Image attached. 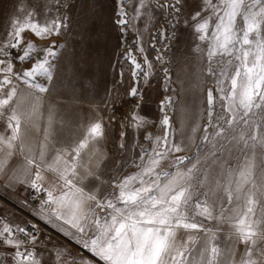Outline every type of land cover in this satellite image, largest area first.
I'll return each instance as SVG.
<instances>
[{"label": "snow or ice", "instance_id": "6c2138e0", "mask_svg": "<svg viewBox=\"0 0 264 264\" xmlns=\"http://www.w3.org/2000/svg\"><path fill=\"white\" fill-rule=\"evenodd\" d=\"M8 8L0 197L31 215L0 204V264H264V0H11ZM70 32L79 49L69 47ZM113 32L121 59H107L121 81L127 71L122 94L104 69ZM193 61L194 78L184 72ZM66 62L78 77L74 103L61 112L49 102L37 137ZM205 73L214 86L205 88ZM156 77L166 94L153 112ZM85 102L91 116L76 123L71 109ZM98 109L118 125L117 138ZM153 125L159 134L144 132Z\"/></svg>", "mask_w": 264, "mask_h": 264}, {"label": "rangeland", "instance_id": "374dc122", "mask_svg": "<svg viewBox=\"0 0 264 264\" xmlns=\"http://www.w3.org/2000/svg\"><path fill=\"white\" fill-rule=\"evenodd\" d=\"M10 3H11V0H0V30L3 29L4 22H5V16L9 10L8 6ZM105 9H106V14H107V12L110 11V7L106 4ZM191 39L192 38L190 36H187V35H185L183 37L181 43L178 45V48H179L181 53H183L184 50L188 47V45L191 42ZM128 40H129V43L132 42L131 35H129ZM68 41H69V47L70 48L75 46L77 49H79V47H80L79 35H76V34H73L70 32L69 37H68ZM145 47L148 49V53H149L150 58H154L155 51L151 48V45L148 41L145 42ZM101 50H102V52H105V50L103 48ZM118 51H122V49L118 48V40H117L116 34L113 32L110 39L107 41V44H106L104 69H105V72L107 74V80H108L109 86L114 88V89H118L119 92L122 94L124 92V89L129 84L127 71L125 73L124 81H121L119 74H118L119 73V65L116 64L115 67H112L111 65H109L108 59H107L108 56H110L113 63H115L117 60L121 59L117 55ZM69 60H71V58H69ZM66 64H67V67H66L61 79L57 82L56 88H55V92L59 93V95L48 96L46 94L45 98H46L48 103L53 102V101L55 102V100L69 102V103H64V106L69 107L71 104L74 103L70 93H71L74 86L77 88V90H79V86L76 83L78 77L75 75L74 65L71 62H66ZM184 72L187 75L194 78L197 75V73L199 72V65L195 61H193L191 64V67L185 68ZM176 74H177V69H173L174 77ZM209 86H214V85H212L210 80L207 78V74L205 73V88H207ZM148 90H149V93L152 97L151 110L153 112H155L156 111V101L160 98H163V96L166 94L165 89L163 88L162 77H156L155 79H153ZM214 95H218V94L214 93ZM126 98H130V97L122 96V99L126 100ZM180 99L187 100L188 103L190 104L192 102L193 97L191 94L185 95L182 93ZM56 102H59V101H56ZM216 107L218 109L219 104H217ZM88 109H89V106H88L87 102H85L81 107H79V111L82 114H84L86 119H88V117L91 116V112ZM100 109H103L102 104L100 105ZM100 109L97 110V114L104 117V123L107 127V130H108L109 139L111 140L113 138H117L118 137V131H119L118 125L116 124V122H111L107 119L109 113L106 110L101 111ZM205 120H206V117H205ZM86 122H87V120H86ZM173 122H174L175 127H177V128L180 127L178 118H174ZM148 131H152L155 134H159V130L156 128L155 125H153L151 128L146 127L144 129V132H148ZM141 139H142V137H141ZM233 163H235V161H233ZM130 170H134V168L130 169ZM0 204L6 205L8 212H14L16 214V216L20 217L21 219L29 218L31 215L28 212V210L27 211H26V209L21 210L20 206L17 205L14 200L5 199L3 197H0ZM0 212H4V209L0 208ZM198 219H199V217H198ZM37 222L43 224L42 221H37ZM204 223L209 227L214 226V222H212V221H206L205 220ZM44 227H45L46 231H48L49 234H51L52 232L55 231L50 226L45 225Z\"/></svg>", "mask_w": 264, "mask_h": 264}, {"label": "crops", "instance_id": "0c3cea01", "mask_svg": "<svg viewBox=\"0 0 264 264\" xmlns=\"http://www.w3.org/2000/svg\"><path fill=\"white\" fill-rule=\"evenodd\" d=\"M56 101H59V102H56ZM52 103H57L58 106H60L61 112H64L66 109L69 108L67 106H64V103H69V102L55 100V102L53 101ZM47 108H48V102H47V100L45 98V102H44V105H43L42 110H41L42 111V115L39 118V129L38 130H33V134L35 136H37V137H42L43 136V129H44L45 124L47 123ZM71 110L74 111L79 117V119L76 120V123H80L81 121L86 122L87 119L84 116V114H82L79 111V108H74V109H71ZM57 127H59V126L57 125ZM63 135H65V136L68 135L67 130H65L63 132Z\"/></svg>", "mask_w": 264, "mask_h": 264}, {"label": "bare ground", "instance_id": "6f19581e", "mask_svg": "<svg viewBox=\"0 0 264 264\" xmlns=\"http://www.w3.org/2000/svg\"><path fill=\"white\" fill-rule=\"evenodd\" d=\"M126 100L131 103V98H126ZM27 211V210H26ZM25 212V211H24Z\"/></svg>", "mask_w": 264, "mask_h": 264}]
</instances>
